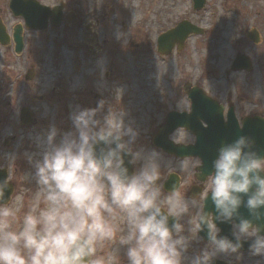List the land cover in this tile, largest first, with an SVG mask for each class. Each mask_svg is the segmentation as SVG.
<instances>
[{
	"label": "rangeland",
	"instance_id": "1",
	"mask_svg": "<svg viewBox=\"0 0 264 264\" xmlns=\"http://www.w3.org/2000/svg\"><path fill=\"white\" fill-rule=\"evenodd\" d=\"M39 1L49 6L65 2L64 14L75 19L43 34L26 33L19 56L0 45V168L13 184L6 205L19 208L16 229L37 199L34 167L26 153L39 158L37 138L45 137L53 125L57 139L73 130L69 117L77 107L94 108L105 99L98 118L109 107L125 110V122L140 131L137 147L155 149L175 166L163 172H184L178 166L181 160L155 147L152 137L168 111H189L190 102L182 90L186 82L226 106L237 103L243 112L264 109V0H207L198 11L191 0ZM179 18L205 28L204 34L189 36L173 58L158 57L154 52L157 34L173 27ZM249 29L257 30L259 44L246 39ZM239 52L250 56L252 71L230 69ZM31 66L34 78L27 81L24 75ZM22 107L32 114L29 125L20 123ZM171 138L186 142L191 136L177 130ZM183 160L190 161L192 168L199 163ZM162 196L167 207V196ZM118 224L124 227L123 221ZM191 238L187 254L195 255L206 243L198 241L194 232ZM97 257L102 264H126L118 242H104ZM240 257L237 260L234 255L231 260L264 264V256H253L249 250Z\"/></svg>",
	"mask_w": 264,
	"mask_h": 264
},
{
	"label": "clouds",
	"instance_id": "2",
	"mask_svg": "<svg viewBox=\"0 0 264 264\" xmlns=\"http://www.w3.org/2000/svg\"><path fill=\"white\" fill-rule=\"evenodd\" d=\"M105 104L100 99L94 108L77 107L69 117L73 130L57 139L53 125L37 138L39 158L26 153L34 167L37 199L19 229L13 227L19 208L0 203V264H102L97 250L104 242H118L126 264H213L216 258L231 264L234 255L241 258L243 242L250 239L251 255L264 256V224L253 222L264 219V156L251 150L250 138L240 136L219 148L214 171L207 174L203 204L173 188L165 207L162 169L175 166L159 151L137 147L140 131L125 122L122 108L109 107L98 118ZM126 155L129 163L139 165L131 174ZM178 166L189 172L192 163L181 160ZM9 182L0 181V201ZM209 194L214 212L206 211ZM242 204L253 219L240 215ZM217 221L231 223L234 240L219 235ZM205 228L207 244L188 255L191 233Z\"/></svg>",
	"mask_w": 264,
	"mask_h": 264
},
{
	"label": "water",
	"instance_id": "3",
	"mask_svg": "<svg viewBox=\"0 0 264 264\" xmlns=\"http://www.w3.org/2000/svg\"><path fill=\"white\" fill-rule=\"evenodd\" d=\"M205 0H194V7L201 8L204 5ZM34 6L37 9L39 8V12H43L42 6L38 5L35 0H27L25 1L26 5ZM11 8L14 11L19 7V3L15 0L10 4ZM21 6V5H20ZM45 21H47V17L49 16L54 23H59L61 18L60 8H56L53 11L49 12L45 11ZM31 18V14H30ZM47 24L40 26V29L46 27ZM182 31V38L180 40L183 41L187 34L190 33H200L201 29H197L196 26L190 24L187 21H182L175 28L167 31L162 34L158 39L159 50L160 51H169L173 47V43L177 39V34ZM14 41H15V50L17 52L21 51L23 43H22V29L20 26L14 29ZM249 37L254 41H258V36L256 33L249 32ZM6 33L3 25L0 24V41L2 44L6 43ZM233 69H242L245 68L247 70L251 69V63L249 58H247L243 54H239L233 62ZM31 77V74L27 76ZM185 90L188 93L191 99V112H177L171 111L168 113L166 118V123L161 127L159 133L154 138V143L161 147L168 153H173L177 156H193L198 155L201 158V170L204 173H210L213 171V161L218 156L219 148L227 143L234 142L240 136H246L250 138L253 143L251 146V150L256 151L260 156H264V119L260 117H245L242 119V127L240 128L237 120L233 114L232 108L228 111L227 121H223L222 111L223 106L219 104L214 99H211L207 95L203 93V91L199 87H192L188 89L185 86ZM21 120L23 123H28L31 120V116L26 108H22L21 110ZM201 120L205 121L206 127L202 126ZM184 127L186 129H190L196 135V142L194 145H184V144H175L173 141L169 139V134L172 133L176 128ZM103 145H98L97 149L102 147ZM130 156H125V164L129 169V174L131 170V164L129 163ZM6 179L5 171H0V181ZM12 192V184L9 183L8 189L5 191L4 200L0 201V203H6ZM247 196H244V201L246 203ZM206 211L214 212V206L211 203L210 195L209 199L206 201ZM264 212V208L261 209ZM239 213L244 218L253 219L248 211V209L241 205L239 209ZM237 219L238 217L234 218ZM255 224H264V219L259 221L253 220ZM217 226L221 229L219 235L227 236L229 239H233L231 230V223L229 222H219L217 221ZM201 236L208 240L207 229L205 228L200 232ZM261 234L264 235V229H262ZM252 241L243 242V246L241 249H246Z\"/></svg>",
	"mask_w": 264,
	"mask_h": 264
},
{
	"label": "flooded vegetation",
	"instance_id": "4",
	"mask_svg": "<svg viewBox=\"0 0 264 264\" xmlns=\"http://www.w3.org/2000/svg\"><path fill=\"white\" fill-rule=\"evenodd\" d=\"M18 1H20L21 4L25 2L24 0H18ZM9 4H10V0H0V24H3L5 26V29L9 35L8 47L13 49L14 28L20 23L23 24V19L21 16L15 15L13 13V11L9 7ZM31 32L37 34L41 33L29 29L25 30V33H31ZM176 47L177 46L175 45L173 50L170 52V54L167 55L166 57L164 56L166 60L167 59L169 60V58H173L174 54H178L177 52L179 51L174 52L175 50H180ZM154 52H157L156 47H154ZM234 111H235V115L239 120L244 116H260L264 118V109H259V110L251 109L250 111L243 112L240 110V108L236 103V105L234 104ZM224 114H226V108L224 110ZM192 137L193 136L191 135V138ZM189 141L186 142L190 143ZM176 170L177 169L175 170L171 169L170 171H166V172L162 171V176L160 181L162 187V194L168 197L171 194V190H166L165 186H168L169 188L173 187L175 185V180H176L177 185L174 188L180 194L181 197L188 200L195 199L198 204H203L204 196L208 191L210 177H207V175H203L201 171H197L196 167L191 168L189 172H179ZM195 190L200 191L199 196H197L196 198L192 197L196 194ZM191 214L192 217L195 218V216L197 215L196 209L195 210L192 209ZM112 243H116V242H112ZM113 255H114V251L111 252L110 256L113 257Z\"/></svg>",
	"mask_w": 264,
	"mask_h": 264
},
{
	"label": "bare ground",
	"instance_id": "5",
	"mask_svg": "<svg viewBox=\"0 0 264 264\" xmlns=\"http://www.w3.org/2000/svg\"><path fill=\"white\" fill-rule=\"evenodd\" d=\"M150 41H152V39L150 38Z\"/></svg>",
	"mask_w": 264,
	"mask_h": 264
}]
</instances>
